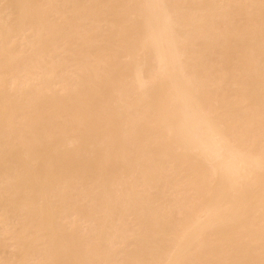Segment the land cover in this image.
Returning <instances> with one entry per match:
<instances>
[{"label": "bare ground", "instance_id": "obj_1", "mask_svg": "<svg viewBox=\"0 0 264 264\" xmlns=\"http://www.w3.org/2000/svg\"><path fill=\"white\" fill-rule=\"evenodd\" d=\"M0 264H264V0H0Z\"/></svg>", "mask_w": 264, "mask_h": 264}]
</instances>
